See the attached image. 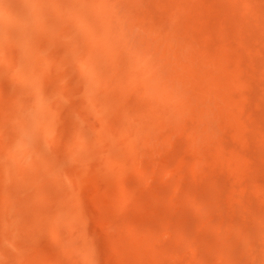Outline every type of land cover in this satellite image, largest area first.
Wrapping results in <instances>:
<instances>
[{
    "label": "rangeland",
    "instance_id": "1",
    "mask_svg": "<svg viewBox=\"0 0 264 264\" xmlns=\"http://www.w3.org/2000/svg\"><path fill=\"white\" fill-rule=\"evenodd\" d=\"M164 1L166 4L173 2ZM146 4L145 8L140 7L139 12L143 21L147 18L145 22L150 16L158 15L151 5L149 8ZM192 5L189 3V6ZM196 5L194 7L198 15L194 17L195 9L191 8L188 22L184 20L183 26L190 29L191 25L194 29H200L201 32L196 29L200 40L210 41L216 49L229 44L232 49L235 48V54L237 45L241 44L236 55L240 54L239 60H242L238 70L243 74L244 87L232 92L236 105L230 114L218 121L220 134L214 136L210 143H202L204 161L198 160L199 157L201 160L203 158L201 153L191 147L188 135L191 125L188 124L186 130L174 138L172 136V139L161 140L159 144L153 143L152 146H156L152 150L150 145V150L140 145L141 153L145 151V157L142 155L141 160L143 164L130 171L132 173L128 177L126 191L116 186L114 193L110 194L100 187L93 175V167L95 165L96 168L97 164L94 161L89 160L92 161L89 164V161L83 160L88 162L85 165L79 159L76 163V159L72 161L65 157L67 152L64 151L68 148L74 147L82 152H86L87 148L104 152L108 148L107 143H95L94 137L91 140V135L88 138L93 143H89L87 134L82 136L88 142L82 143L76 133L78 130H75L77 124H72L75 121L71 117L69 119L66 113H63L62 123L55 129L54 139H58V142L55 139V143H48V146L53 144L50 146L49 158L40 162V165L38 162L37 165L31 163L30 159L35 162L34 157L38 155L41 143H30L28 138L29 143H24L23 138L28 133L24 128H30V133L33 130L32 133L39 139L40 130L35 127L34 118L26 110L27 100L17 96L13 90L16 86L13 76L9 77L8 89L0 77V123L5 121L8 124L7 134L6 131H0L1 141L5 139L3 143L0 141V264H264V0H198ZM190 17L191 24H186L190 22ZM201 33L209 38L203 37ZM229 61L230 67L236 70L234 60ZM115 82L121 84L119 80ZM58 87L63 91L68 88L65 89L60 81ZM4 96L5 102L2 101ZM77 100V107L88 106L86 100ZM2 109L10 113L8 118L2 117ZM129 111L128 108H120L117 119H108L110 127L120 125ZM22 113L25 114V120L22 119ZM85 114H88V119L96 128L99 127L98 118L92 112L87 111ZM13 120L20 125H16ZM25 122L27 124L24 125ZM21 123L28 126L20 127ZM20 133L23 136L17 138L16 135ZM2 134L9 135L4 138ZM17 139L21 142H15ZM62 150L65 156H62ZM23 153H29L32 157L27 158V165L26 162L18 165ZM53 153L61 157L59 163L52 162V157H55ZM49 161L52 164H47ZM45 164L49 165V170ZM50 165H54L53 171H50ZM78 165L83 166V170L90 166L89 171L95 178L91 176L90 183L77 184L82 188H77L79 195L72 196L76 199L78 196L77 202L83 210L80 218L82 223L72 222L75 225L71 229L73 234L68 227L64 231L66 235L70 232L68 237L72 236L76 241L72 244L66 241L68 244L64 246V241L58 244L51 235L45 234L48 237L42 238L44 240L40 243L34 241L37 245L32 241L37 227L45 228L44 218L49 219L48 215H53L52 209L58 207L57 203H64L69 196L67 184L71 183L67 178L75 170H81ZM77 171L74 174H80ZM63 173L70 176L65 179ZM34 181H40V193L41 190L45 192L44 188L48 186L52 189L40 194L43 200H50L43 201V206L38 186L36 188L38 184ZM72 197L69 202L67 200L70 198L65 201L67 206L76 201ZM36 201L40 206L35 204ZM39 209L43 211L39 213ZM32 242L38 247L35 248ZM4 243L10 249L6 245L4 247Z\"/></svg>",
    "mask_w": 264,
    "mask_h": 264
},
{
    "label": "bare ground",
    "instance_id": "2",
    "mask_svg": "<svg viewBox=\"0 0 264 264\" xmlns=\"http://www.w3.org/2000/svg\"><path fill=\"white\" fill-rule=\"evenodd\" d=\"M163 1L0 0V77L4 87L8 89L10 87L9 77L13 76L16 82V88L14 87L13 90L15 89L17 96L27 100L26 110L34 118L35 127L42 134H40L42 138L39 139L35 133H32V127L30 133V128L28 127V130L26 127L28 125L24 126L27 122L24 125L21 123L20 127H26L25 132H28L23 138L24 143L27 138L30 143H41L38 155L34 157L35 162L30 159L31 163L37 165L38 162L40 165V162L49 158L50 146L53 144L48 145L55 143L54 136L57 132L55 129L62 123L63 113L75 121L72 124H77L74 128L78 130L76 133L81 137L82 143H87L90 135L91 140L94 137L95 143H100V145L107 143L108 148L104 152L88 148L86 152H82L73 147V149L70 148L71 150L66 149L69 152L64 151L67 152L65 153L67 156L62 150L64 154L62 156L73 159L72 161L76 159V163L78 159L80 161L92 160L97 163L96 168L95 165L93 167L95 172L94 170L91 172H94L93 175L100 187L110 194L114 193L116 186L123 191L128 189V177L132 173L130 171L135 167L140 168L143 164L141 160L142 155L145 157V151L142 149L144 152L141 153V144V147L147 146V148L150 145L152 150L156 146V144L152 146L153 143L159 144L161 140L174 138L186 130V126L190 124L188 135L192 143L191 147L202 155V143H208L214 139V136L220 134L218 121L230 114L235 107L236 102L232 92L244 84L243 74L241 70H238L242 65V60H239L241 59L240 54L236 55L239 50L238 46L241 44L237 45L235 54L233 50L235 48L232 49L228 46L229 44L216 49L213 45L211 46L210 41L209 43L206 39L207 42L203 41L204 39L200 40L198 37L200 29L196 27L194 29L191 25H189L190 29L183 26L182 22L187 21L191 8L194 5L198 6L196 5L198 0L194 2L193 0L189 2L173 0L172 3H168L169 5ZM146 3L149 8L151 5L158 14L150 16L147 22H145L147 18L143 21L139 14L140 7L145 8ZM189 3L192 6H189ZM193 9L197 13H193L195 17L198 15V10L196 11V7ZM189 19L190 22L186 24H191V17ZM193 23L195 24L194 21ZM202 35L208 37L204 33ZM235 41L237 42L236 39ZM234 55L239 58L237 59ZM229 60H234L237 65L236 70L230 67L229 62L231 61ZM69 62H71L70 66L68 64L66 67ZM117 80L121 82L120 85L115 82ZM59 81L65 89L67 87L69 89L63 91L59 88ZM71 84H75L76 89L71 87L73 86ZM78 98L86 100L85 103H88V106L77 107ZM2 101H6L5 96ZM120 108H128L130 111L120 121L121 126L117 124L110 127L108 119L110 117L117 119ZM87 111L92 112L94 117L98 118L99 127L96 128L91 123L88 114H85ZM2 113L3 118H8L10 115L7 110H3ZM15 120L19 121V119ZM13 122L20 125L14 120ZM7 130L8 124L5 121L1 122L0 131L4 133L6 131L7 134ZM6 134H2L4 138L9 135ZM82 134H87L88 139H84ZM23 135L20 133L16 137L20 138ZM56 140L57 143L58 139ZM91 140L89 139V143H93ZM15 142L20 143L21 141L17 139ZM58 151H60L59 148ZM22 156V159L18 158L20 160L18 165H23L25 162L27 165L29 160H26L30 157L29 153H23ZM53 156L55 157H52L54 160L52 162L59 163L61 157L58 158L56 153H53ZM202 157V160L201 157L198 158L200 162L204 161L205 156L202 155ZM195 160L197 162V159ZM92 161H89V164ZM83 162L85 165L88 164L86 161ZM50 163L49 161L47 164ZM79 164L82 163L79 162ZM46 167L49 170V165ZM89 167L86 170H83V166L81 170L77 169L81 172L75 170L80 174H74L73 170L71 177L68 176L69 170L67 169L68 174H66L69 178L63 173L64 178L69 179L71 183L67 184L69 196H65L67 199L70 198L66 199L68 202L72 196L79 195L77 188L81 185L77 184L90 183L89 180L94 177ZM53 168L54 165L50 171H53ZM62 169L64 170L63 166ZM34 176L35 173H33V178ZM34 182L38 184L36 188L38 186L39 192L42 185L39 188L40 181ZM42 184L45 186L44 182ZM58 188V190L61 189L60 183ZM44 189L46 192L50 188L48 186ZM45 192L42 190L41 193L39 192L40 199ZM41 200V204L43 201H50L43 200V198ZM65 201L57 203L58 207L52 209L54 210L52 220L49 215V219L44 218L46 227L40 229L37 227L38 231L32 239L33 242L40 243L48 237L47 235L45 237V234L51 235L50 237L55 241H64V246L66 241L71 244L76 241L68 235H71L73 232L71 229L75 226L72 222L80 221L83 210L77 202L78 196L75 201L76 205L75 202H70L73 205L67 203L69 205L67 206ZM35 204L38 205L37 201ZM7 208L8 206L6 210ZM40 209L39 213L43 211ZM65 227H68L71 232L67 233L68 235L64 231ZM5 245L7 247V243H4V247ZM37 245L35 248L38 247ZM7 249L10 248L7 247ZM155 264H161V262Z\"/></svg>",
    "mask_w": 264,
    "mask_h": 264
}]
</instances>
